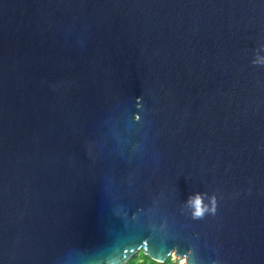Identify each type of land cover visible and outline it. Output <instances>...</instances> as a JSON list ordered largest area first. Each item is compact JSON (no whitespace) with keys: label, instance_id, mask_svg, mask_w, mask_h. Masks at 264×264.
<instances>
[{"label":"water","instance_id":"1","mask_svg":"<svg viewBox=\"0 0 264 264\" xmlns=\"http://www.w3.org/2000/svg\"><path fill=\"white\" fill-rule=\"evenodd\" d=\"M257 54L264 0H0V264H264Z\"/></svg>","mask_w":264,"mask_h":264},{"label":"clouds","instance_id":"2","mask_svg":"<svg viewBox=\"0 0 264 264\" xmlns=\"http://www.w3.org/2000/svg\"><path fill=\"white\" fill-rule=\"evenodd\" d=\"M252 63L254 65L264 66V57H260L257 54ZM204 195L205 194L197 193L194 196L189 197L188 204L194 209L193 217L195 219H201L209 212L215 214L217 211L216 197L213 196L211 198V203L209 205L208 203H205Z\"/></svg>","mask_w":264,"mask_h":264},{"label":"trees","instance_id":"3","mask_svg":"<svg viewBox=\"0 0 264 264\" xmlns=\"http://www.w3.org/2000/svg\"><path fill=\"white\" fill-rule=\"evenodd\" d=\"M126 264H179L175 262L173 258H169L165 263L157 262L151 259L149 256L145 255L143 252L136 254L132 259Z\"/></svg>","mask_w":264,"mask_h":264},{"label":"rangeland","instance_id":"4","mask_svg":"<svg viewBox=\"0 0 264 264\" xmlns=\"http://www.w3.org/2000/svg\"><path fill=\"white\" fill-rule=\"evenodd\" d=\"M140 253L141 252L137 253V255L140 254ZM173 260L175 262H178L179 264H186V262H187L186 258H179V257H176V256L173 257Z\"/></svg>","mask_w":264,"mask_h":264}]
</instances>
